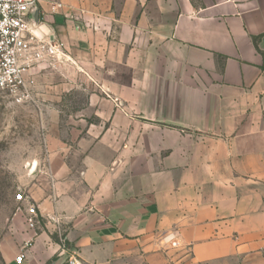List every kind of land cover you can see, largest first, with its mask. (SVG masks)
<instances>
[{
	"label": "crops",
	"instance_id": "obj_1",
	"mask_svg": "<svg viewBox=\"0 0 264 264\" xmlns=\"http://www.w3.org/2000/svg\"><path fill=\"white\" fill-rule=\"evenodd\" d=\"M35 13L64 55L31 70L45 151L4 264H65L57 221L83 264H264V0H40ZM74 92L86 102L70 111Z\"/></svg>",
	"mask_w": 264,
	"mask_h": 264
},
{
	"label": "rangeland",
	"instance_id": "obj_2",
	"mask_svg": "<svg viewBox=\"0 0 264 264\" xmlns=\"http://www.w3.org/2000/svg\"><path fill=\"white\" fill-rule=\"evenodd\" d=\"M36 68L41 74L49 67L43 63ZM36 88L38 82L33 90ZM40 99L32 92L30 100L17 104L0 90V264H4V250L15 240L16 226L25 221L23 203L16 196L21 191L25 193L21 185L29 179L34 160L45 151L47 130L41 123L43 101ZM85 102V94L74 92L66 97L63 105L75 111Z\"/></svg>",
	"mask_w": 264,
	"mask_h": 264
},
{
	"label": "built area",
	"instance_id": "obj_3",
	"mask_svg": "<svg viewBox=\"0 0 264 264\" xmlns=\"http://www.w3.org/2000/svg\"><path fill=\"white\" fill-rule=\"evenodd\" d=\"M40 0H0V90L12 97L17 104L31 99L34 80L29 78L31 69L45 63L54 68L62 61L64 45L54 40L41 38L35 33L36 23L33 16ZM57 8H61L58 6ZM24 203L29 197L21 191L16 196ZM28 223L31 227L38 224L34 206L30 209ZM57 223L56 236L59 242V256H66L65 264H83L72 252ZM178 247V242H173ZM25 256L17 258L18 263Z\"/></svg>",
	"mask_w": 264,
	"mask_h": 264
},
{
	"label": "trees",
	"instance_id": "obj_4",
	"mask_svg": "<svg viewBox=\"0 0 264 264\" xmlns=\"http://www.w3.org/2000/svg\"><path fill=\"white\" fill-rule=\"evenodd\" d=\"M257 40H258L257 38L254 39L256 45H257ZM262 56H263V61H264V54H263V53H262ZM262 69L264 70V63H263V67H262Z\"/></svg>",
	"mask_w": 264,
	"mask_h": 264
},
{
	"label": "water",
	"instance_id": "obj_5",
	"mask_svg": "<svg viewBox=\"0 0 264 264\" xmlns=\"http://www.w3.org/2000/svg\"><path fill=\"white\" fill-rule=\"evenodd\" d=\"M35 15H36V13H35Z\"/></svg>",
	"mask_w": 264,
	"mask_h": 264
}]
</instances>
